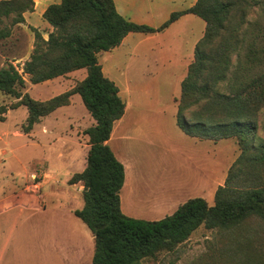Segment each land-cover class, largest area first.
Here are the masks:
<instances>
[{
    "label": "rangeland",
    "instance_id": "374dc122",
    "mask_svg": "<svg viewBox=\"0 0 264 264\" xmlns=\"http://www.w3.org/2000/svg\"><path fill=\"white\" fill-rule=\"evenodd\" d=\"M229 1L233 6L225 15L227 20L242 18L264 25V0ZM193 2L135 0L126 5L124 15L156 28L172 12L186 10ZM204 29L203 19L185 13L161 31L133 32L120 47L98 54L105 74L111 70L118 76H114V82L127 104L122 125L127 138L118 140L114 136L108 145L120 151L135 172V190L122 193L123 212L128 216L150 217L155 202L177 203L178 207L188 198L202 197L213 204L216 188L223 184L229 166L240 153L233 138L199 139L185 134L176 124L175 98L180 95L181 81ZM247 35L240 36L243 41L237 44V51L245 49ZM132 43L138 50L129 58ZM33 44L34 34L26 23L14 25L11 35L0 39V68L15 66L25 80L22 93L47 100L69 90L85 76L86 69L81 68L50 81L31 83L23 66ZM254 67L259 72L260 64ZM17 100L0 92V105L7 106L5 119L0 121V200L14 195L15 199L23 198L22 204L6 202L0 211V251L4 252L0 264H62L61 245L65 247L79 235L91 239V256L90 250L85 251L81 263L90 264L91 231L73 214L83 204L82 185H72L68 178L85 167L88 136L84 131L94 120L76 93L69 104L41 118L26 133L23 125L27 108L12 107ZM256 119L257 135L264 139V105ZM39 193L43 210L28 202L35 194L39 199ZM235 238L220 229L200 225L173 251H162L141 264H264V234L250 243Z\"/></svg>",
    "mask_w": 264,
    "mask_h": 264
},
{
    "label": "trees",
    "instance_id": "16d2710c",
    "mask_svg": "<svg viewBox=\"0 0 264 264\" xmlns=\"http://www.w3.org/2000/svg\"><path fill=\"white\" fill-rule=\"evenodd\" d=\"M232 6L229 0H195L155 28L120 14L114 0H59L42 14L52 27L47 38L31 26L34 44L23 72L34 84L81 68L86 69L85 76L69 90L37 100L21 92L25 80L15 66L0 68V92L18 99L12 107L27 108L24 132L69 104L74 93L94 120L84 131L89 145L85 167L69 179L70 184L82 185L83 204L73 214L91 231L90 264H141L162 251H173L200 225L220 229L245 243L264 234V139L257 135L256 119L264 105V25L242 18L227 20ZM33 7V0H0V39L8 38L14 25L23 24L24 13ZM185 13L203 19L205 29L175 98L176 124L192 137L233 138L240 153L216 188L213 204L192 197L159 219L131 217L120 207L124 165L107 142L126 104L118 86L104 75L98 54L118 46L130 32L161 31ZM244 33L248 44L240 52L237 44ZM258 64L259 72L254 67ZM6 111L7 106L0 105V121Z\"/></svg>",
    "mask_w": 264,
    "mask_h": 264
},
{
    "label": "crops",
    "instance_id": "0c3cea01",
    "mask_svg": "<svg viewBox=\"0 0 264 264\" xmlns=\"http://www.w3.org/2000/svg\"><path fill=\"white\" fill-rule=\"evenodd\" d=\"M33 1H34L33 10L32 11H27V12L24 13V18H25V22L24 23L28 24L29 26L36 27L39 31H41V33L43 34V36L45 38H47V34L51 30L52 27L43 18L42 14H43L45 8L49 4H51V3H57V2H59V0H33ZM134 1L135 0H114L116 9L123 16H125L124 15V11H125L126 5L128 3H132ZM194 2H195V0H194ZM125 17L131 20V18H129L127 16H125ZM131 33H133V32L128 33L123 38L122 42L118 46H116V47L117 48L120 47L122 45V43L125 42V39L130 36ZM137 50H138V46H136V43L135 44L132 43V47H131L130 51H133V52L130 53L129 58H133V55H134L135 52H137ZM115 68H116V65H114V69ZM127 69H128V62L125 64V68L123 69V78L126 77V71H127ZM102 71H103L104 75H106L103 66H102ZM106 76L108 78H112L113 81H114L115 80L114 79L115 78L114 76H117V75H115V73L110 70L109 75H106ZM50 80H52V79H49V80H46V81H50ZM115 82H117V81H115ZM119 93H120V91H119ZM74 94H76V93H74ZM74 94H72L70 96V101H72V96ZM126 109H127V104H126L125 111H124L123 115L119 119H117L114 122V124H113V128H112L110 137H109V139L107 141L108 144L113 140L114 136H118V140H125L127 138V134L123 133V129H122L123 128L122 125L125 122L123 116L125 115ZM195 138H197V137H195ZM199 139H201V138H199ZM88 147H89V145L87 144V149L85 150V156H86ZM114 151H113V153L115 154V156L123 163V165H124V171H125L124 183H123L122 188L120 190V207H121V210L123 212L124 209H123V203H122V200H123L122 193L124 191L127 194L128 193H133V191L135 190V187H136L135 172H134L133 167L129 163V161L126 159V157H124V155L120 151H117V152L116 151L114 152ZM85 160H86V157L84 158V161ZM50 166L51 165H49V167ZM52 170H54V169H52ZM70 177L68 178V180L70 179ZM73 184H76V183H73ZM22 199L23 198L15 199V195H14L12 197H9L8 199L0 200V211L5 208L6 202H10V203H13V204H19V203L22 204V201H20ZM17 200H19V201H17ZM42 200L43 199L41 198L40 193H39V199L37 198V195L35 194L34 198H32L31 200H28V202L33 207H38V206L42 207L41 209L43 210L45 207L42 206ZM173 204L167 203L165 205H163V204L160 205V204H158V203L155 202V204L153 206V209H152L153 211H150V213H149V214H152V215H150V217H146V219H158V218H161V217L165 216V214L167 215V213L172 212L177 207V203H173ZM43 213H45V212H43ZM68 213L71 214V212H68ZM126 213H128V212H126ZM89 250H90V254H88V255L90 257L91 256V252H92V243H91L90 237H81L79 235L78 239H76V238L73 239V241H71L68 244H66L65 247H63V245H61V249H60L61 253H60V255H61V258L63 260L62 261V264H81L82 261H83V259H84V253H85V251L88 252ZM2 254L4 255V252L1 250L0 251V257H1ZM60 255H59V257H60ZM88 255H87V258H88ZM89 261L90 260L88 258V261L87 262H89Z\"/></svg>",
    "mask_w": 264,
    "mask_h": 264
},
{
    "label": "built area",
    "instance_id": "2783aa9c",
    "mask_svg": "<svg viewBox=\"0 0 264 264\" xmlns=\"http://www.w3.org/2000/svg\"><path fill=\"white\" fill-rule=\"evenodd\" d=\"M34 186H37V185H36V183H35V185H34Z\"/></svg>",
    "mask_w": 264,
    "mask_h": 264
}]
</instances>
